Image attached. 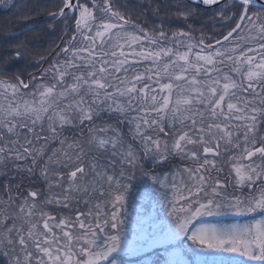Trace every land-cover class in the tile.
<instances>
[{
    "label": "snow or ice",
    "instance_id": "1",
    "mask_svg": "<svg viewBox=\"0 0 264 264\" xmlns=\"http://www.w3.org/2000/svg\"><path fill=\"white\" fill-rule=\"evenodd\" d=\"M252 3L173 0L185 21L200 4L219 5L221 23L235 27L214 46L191 29L148 35L108 0H59L52 23L32 38L51 30L65 46L51 42L55 59L42 58L40 79L0 82V254L8 264H103L119 236L102 248L97 238L118 229L126 181L147 155L187 162L161 180L173 189L170 215L194 243L231 254L201 264H264V12H251ZM221 213L251 220L203 221Z\"/></svg>",
    "mask_w": 264,
    "mask_h": 264
},
{
    "label": "trees",
    "instance_id": "2",
    "mask_svg": "<svg viewBox=\"0 0 264 264\" xmlns=\"http://www.w3.org/2000/svg\"><path fill=\"white\" fill-rule=\"evenodd\" d=\"M100 2L101 0H97V3ZM108 2L114 5V11L124 16L130 25L143 27L148 35L161 28L169 35L172 32H189L191 29L190 34L194 38L206 36L210 41L205 43H213L215 39H221L232 27H235L234 24L225 26L221 23V14L217 11L219 6L210 9L200 8L198 16L185 21L183 17L176 16L175 8L171 7L173 0H108ZM58 4L59 0H0V71L10 72V75H14L24 83L33 72H36L37 79V76H41L40 70L47 68L48 64L42 63L41 60L30 59V55L40 54L46 59L49 48L54 49L51 42L54 40L58 44L59 33L49 30L40 39H33L32 34L52 23L49 14L58 11ZM25 12L29 14L22 15ZM251 12H264V10L251 8ZM28 25L31 26L30 29L22 34L14 37L8 35ZM128 31L131 33L133 29L129 27ZM22 42L27 45V55L18 58L15 53L23 50ZM54 59L55 56L48 60L49 63ZM120 261L125 262L124 259ZM152 264L156 263L152 262Z\"/></svg>",
    "mask_w": 264,
    "mask_h": 264
},
{
    "label": "flooded vegetation",
    "instance_id": "3",
    "mask_svg": "<svg viewBox=\"0 0 264 264\" xmlns=\"http://www.w3.org/2000/svg\"><path fill=\"white\" fill-rule=\"evenodd\" d=\"M93 12L96 14V9H93ZM26 27L27 26L24 28ZM64 46L65 45H63V47ZM42 58L43 55L41 56L40 54L34 53L30 55V59L42 60ZM223 71L227 72L229 69L225 68ZM231 74L235 76L234 73ZM37 77L40 79V76ZM0 81H7L9 84H14V81H17V77L10 75V72L0 71ZM186 164V161H181L176 157L165 162H160L155 155L142 156L139 164L140 170L136 171L134 175L126 181L128 188L124 193V202L120 210L121 223L119 224L118 229L115 232H112V230L109 229L108 232L101 233L97 238L100 242L96 241V245L102 248L107 245L110 235H118L120 243L116 250L118 251L124 248L128 250L129 244L127 241H134V243H136L138 240L129 239L125 236V232L151 230L154 235H150V237L161 240V243L153 245V250L162 251L161 247L166 246H164L163 243L166 241L168 231L173 230L176 222L175 218L170 215L167 204V199L172 195L173 189L171 185H169V187L164 186L161 183V180L168 176L170 181L172 175L176 173L178 169L185 167ZM153 177H155V179H153ZM179 180L180 177H177L178 186ZM0 184H6V179L4 177H0ZM40 187L43 188L44 185L41 184ZM2 194L3 189L0 188V195ZM96 203L102 202L97 201ZM46 210L50 212L53 211L51 207ZM103 210L106 211L107 208H104ZM62 212L65 216L68 215L66 210H62ZM224 214L225 213H221L214 217H222ZM246 217L250 218L248 216ZM210 218L211 217H204L203 219ZM133 219L138 223L132 222ZM65 230L69 229L66 228ZM117 251H114L113 253L117 254ZM163 251H165V249H163ZM112 255L113 254H111V256ZM115 256L116 255L113 257ZM0 264H8V257L0 254Z\"/></svg>",
    "mask_w": 264,
    "mask_h": 264
},
{
    "label": "rangeland",
    "instance_id": "4",
    "mask_svg": "<svg viewBox=\"0 0 264 264\" xmlns=\"http://www.w3.org/2000/svg\"><path fill=\"white\" fill-rule=\"evenodd\" d=\"M105 22H108V21H105ZM17 31H20V30H17ZM97 43H99V41H97ZM119 43L125 44V41L120 40ZM123 49H125L124 51L126 52L129 51V49L126 46ZM120 50H121L120 48H117L118 52ZM224 69L225 68H223L222 70ZM35 73L36 72H34V74ZM30 75H32V73ZM29 77L30 76H28L27 78L28 80H29ZM203 221L209 225H214L218 228L231 227V226H242L245 223L250 222V220L245 219V216H237L232 213H227V214L225 213L222 217L212 216L210 219H203ZM132 222H137V221L133 219ZM150 235H154L153 231L151 230L125 232L126 237H128L129 239H136L138 241L136 243H134V241H131V242L127 241L129 244L128 250L126 248L121 249L122 251L115 250L117 251L116 252L117 254H114L113 253L114 251L111 252L107 256V258L104 260L103 264L105 263L107 264H152V262L156 264H201V261L205 258L211 260L219 256L230 255L228 253L222 252L221 250H207L205 248H202L198 244L191 241L188 237L185 238L186 234L180 233L177 229V225L175 224L173 230L168 231L166 241L165 243H163L164 246L165 245L166 246L161 247L162 252H159V256H158L155 254L157 253V251L153 250V245L157 243H161V240L153 239L152 237H150ZM97 241H99V239H97ZM163 249H165V251H163ZM111 254L113 255L111 256ZM118 254L125 258H129L130 260L127 259L124 263L112 261V257ZM131 258H137V259L135 261H132ZM241 259L243 261V264H254V262L248 260L247 258L242 257Z\"/></svg>",
    "mask_w": 264,
    "mask_h": 264
},
{
    "label": "water",
    "instance_id": "5",
    "mask_svg": "<svg viewBox=\"0 0 264 264\" xmlns=\"http://www.w3.org/2000/svg\"><path fill=\"white\" fill-rule=\"evenodd\" d=\"M224 1L225 0H220L221 3H223ZM214 6H216V5L205 6L203 4H200V7H203V8H211V7H214ZM250 7H257V8L264 9V0H253V3H252V5H250ZM15 34L16 33H14L12 35H15ZM221 41H223V38L221 39ZM213 45L215 46V43H213Z\"/></svg>",
    "mask_w": 264,
    "mask_h": 264
}]
</instances>
